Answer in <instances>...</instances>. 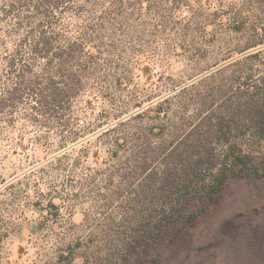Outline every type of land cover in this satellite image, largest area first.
<instances>
[{"label": "trees", "instance_id": "obj_1", "mask_svg": "<svg viewBox=\"0 0 264 264\" xmlns=\"http://www.w3.org/2000/svg\"><path fill=\"white\" fill-rule=\"evenodd\" d=\"M7 169L0 264L11 238L158 264L230 179H264V0H0Z\"/></svg>", "mask_w": 264, "mask_h": 264}, {"label": "rangeland", "instance_id": "obj_2", "mask_svg": "<svg viewBox=\"0 0 264 264\" xmlns=\"http://www.w3.org/2000/svg\"><path fill=\"white\" fill-rule=\"evenodd\" d=\"M180 68L181 64L174 67L175 70ZM13 148L6 145L2 152L9 155ZM19 159L13 155L7 168L12 163L18 164ZM16 172L20 171L0 170V176L9 179ZM28 215L36 217L31 211ZM71 219L80 229L84 212L76 210ZM35 242L45 248L51 246L50 241L38 239ZM33 246L30 241L11 238L4 245L3 260L10 264H43L47 260L41 259L39 250ZM157 254L158 264H264V179H230L221 202L194 227L185 230L175 243L160 246ZM48 261L54 262L53 259ZM81 263L76 260L74 264Z\"/></svg>", "mask_w": 264, "mask_h": 264}]
</instances>
